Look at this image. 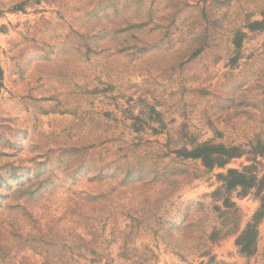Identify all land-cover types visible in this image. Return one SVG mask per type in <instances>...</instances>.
I'll return each instance as SVG.
<instances>
[{
  "label": "rangeland",
  "instance_id": "374dc122",
  "mask_svg": "<svg viewBox=\"0 0 264 264\" xmlns=\"http://www.w3.org/2000/svg\"><path fill=\"white\" fill-rule=\"evenodd\" d=\"M232 169L264 176V0H0V264H264Z\"/></svg>",
  "mask_w": 264,
  "mask_h": 264
},
{
  "label": "trees",
  "instance_id": "16d2710c",
  "mask_svg": "<svg viewBox=\"0 0 264 264\" xmlns=\"http://www.w3.org/2000/svg\"><path fill=\"white\" fill-rule=\"evenodd\" d=\"M260 24L255 22L254 25ZM262 24V23H261ZM252 29V26H250ZM242 148L240 146H226L224 144H210L206 143L195 147L192 150L183 149L178 151L180 157L185 160H201L202 165L208 170L212 171L216 167H224L230 160L241 156ZM256 156L263 155V151L255 153ZM222 181L223 186L217 190L215 196L219 197L223 192L227 195L224 198V207L228 210H236V205L232 202L228 194L236 189H240L243 195H247L250 191L255 190L261 202V206L255 213L251 221L247 224L245 230L236 239V245L241 254L246 257H252L257 253L259 240V226L264 220V176L259 178L253 172L246 169L242 172L238 170H229L227 175H218ZM218 232L214 231L209 234L205 243L214 244L219 239ZM194 254L188 251L182 255L186 258ZM200 259H203L200 264H222L217 261V257L211 253L210 248L203 246L199 252H196Z\"/></svg>",
  "mask_w": 264,
  "mask_h": 264
}]
</instances>
